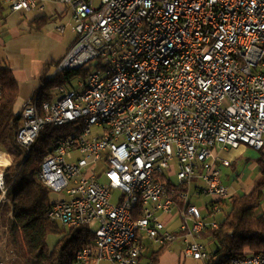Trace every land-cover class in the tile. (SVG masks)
Instances as JSON below:
<instances>
[{
    "label": "built area",
    "instance_id": "1",
    "mask_svg": "<svg viewBox=\"0 0 264 264\" xmlns=\"http://www.w3.org/2000/svg\"><path fill=\"white\" fill-rule=\"evenodd\" d=\"M0 3L20 13L65 7L77 36L53 75L92 66L75 86H56L53 100L24 105L16 134L27 151L46 126L73 125L38 178L69 196L51 203L48 219L93 232L75 263L137 264L144 239L161 246L182 238L184 255L205 264L210 254L197 235L217 227L205 215L234 197L221 178L230 161L215 149L246 146L264 154V0ZM10 157L0 153V205L7 202ZM172 176L178 183L170 186ZM195 180L212 201L206 214L190 202ZM172 214L177 231L166 227ZM228 264H264V253Z\"/></svg>",
    "mask_w": 264,
    "mask_h": 264
},
{
    "label": "trees",
    "instance_id": "2",
    "mask_svg": "<svg viewBox=\"0 0 264 264\" xmlns=\"http://www.w3.org/2000/svg\"><path fill=\"white\" fill-rule=\"evenodd\" d=\"M7 10V6L0 3V20L6 18ZM91 68L58 72L52 77L43 73L30 100L38 104L53 100L56 86L68 83L73 76L85 78ZM18 93V82L12 70L0 67V153L13 156L4 175L7 202L0 205V227L8 215V244L22 264H76V252L92 245L93 232L87 226L68 228L48 219L52 191L38 178L42 162L53 152L58 140L74 131L73 125L46 126L26 151L16 141L21 125L20 111L15 110ZM257 165L259 176L249 190L228 200H219L220 212L228 207L225 218L216 221L217 227L206 226L197 235L200 242L213 247L205 264H228L231 258L264 253V213L260 211L264 197V159L259 158ZM141 208L138 204L136 217L140 216ZM205 216L209 219V214ZM50 237L52 245L48 243ZM169 245L152 249L147 264H160V257ZM141 259L137 264H142Z\"/></svg>",
    "mask_w": 264,
    "mask_h": 264
},
{
    "label": "crops",
    "instance_id": "3",
    "mask_svg": "<svg viewBox=\"0 0 264 264\" xmlns=\"http://www.w3.org/2000/svg\"><path fill=\"white\" fill-rule=\"evenodd\" d=\"M6 13L18 15L12 21V24L5 27L4 25H7L12 15L8 16ZM4 16L6 18L0 20V50L4 54L0 67L10 68L18 82L19 93L15 110L21 112L23 106L30 101L31 95L39 84L41 75L43 73L50 77L53 75L56 64L66 55L75 42L77 34L74 24L69 17V12L63 6L49 5L48 9L43 13L38 11L20 13L7 10ZM59 25L64 27L63 32L57 31ZM229 149L222 150L228 151ZM231 164L232 162L230 161V166ZM222 168L224 166H221L222 181L229 187L234 197L241 195L237 192L239 187H243V191L246 193L259 176L258 174L253 181L245 185L242 184V187L237 185L234 188L226 183L224 176H222ZM171 183L174 184L172 181ZM199 186L196 180L190 185L188 189L190 202L191 196L197 198L201 196L199 194ZM172 216L165 217L166 227L171 231H177L179 219L175 215ZM170 222L171 224H169ZM148 244L144 245L140 258L143 255L149 256L150 253L145 254L146 249L158 247L154 246L151 242ZM176 244L175 242L170 243L168 249L160 257V264H196V262H200L184 255L185 244L183 248H180Z\"/></svg>",
    "mask_w": 264,
    "mask_h": 264
},
{
    "label": "rangeland",
    "instance_id": "4",
    "mask_svg": "<svg viewBox=\"0 0 264 264\" xmlns=\"http://www.w3.org/2000/svg\"><path fill=\"white\" fill-rule=\"evenodd\" d=\"M49 6L46 7V10L48 9ZM8 14V13H6ZM12 14V15H11ZM8 14V16H10L11 18L8 20L7 25H4L5 27L8 26L9 24H12L13 20H15L17 18L18 14L15 13H11ZM2 49V48H1ZM4 54L2 52V50H0V62L3 58ZM83 79L81 77L78 76H73L69 82L72 86H75L76 83L80 80ZM228 149V148H226ZM214 153L219 156H221L222 158H225L230 160L232 162L230 167H224L222 168V176H224L226 183L232 187H237V185L242 187V184H247L248 182L253 181L259 174V170H258V165H257V160L259 158H263L262 154L259 151H255L251 148H247L246 146H240L238 149H234V148H230L228 151L226 150H222V148H216ZM6 156L9 158V155L6 154ZM11 156V155H10ZM11 158V162L13 160V156L10 157ZM101 169H103V166H100L96 172L99 174V172L101 171ZM238 179V180H237ZM171 181L174 183H178V180L176 178V176H172L171 177ZM243 187L242 188H238L237 192L242 194L244 193L243 191ZM114 197L119 193L117 190L112 191ZM69 196H66L64 193H58V192H51L50 194V199L53 202L56 201H60V200H64V199H68ZM211 201V198L208 196H191V203L194 204L195 206L198 207V209L202 212V214H206L205 213V209H204V205L208 202ZM223 211V212H222ZM219 213H216L215 215L209 217V219H213L217 222H221L227 212H228V207L225 208L224 210H222ZM260 211L262 213H264V197L263 200L260 204ZM173 215V214H172ZM173 217V216H172ZM8 215H5V217L3 218V225L0 227V260L2 262H5L7 264H22L21 260H19L16 255L13 253L11 247L8 244V240H7V226H8ZM171 224V222L169 223ZM95 228V227H94ZM175 243H177V246H180V248H183L184 246V242L182 241V238H177V240L174 241ZM48 243L49 245H52L53 242V238L50 237L48 238ZM148 243H150L149 240L145 239L144 240V245H149ZM207 246V249L209 251V253L212 251V246ZM151 247L149 249L145 250V254L147 255L148 253H150L151 251ZM141 263L142 264H147L148 263V257L144 256L141 259ZM96 264H113L112 262H109L107 260H102ZM196 264H203L202 262H196Z\"/></svg>",
    "mask_w": 264,
    "mask_h": 264
}]
</instances>
